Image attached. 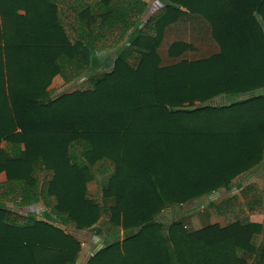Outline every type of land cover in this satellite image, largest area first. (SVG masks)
<instances>
[{"label": "trees", "instance_id": "obj_1", "mask_svg": "<svg viewBox=\"0 0 264 264\" xmlns=\"http://www.w3.org/2000/svg\"><path fill=\"white\" fill-rule=\"evenodd\" d=\"M147 8L0 0V264H76L85 244L67 228L102 239L86 264H264L263 224L244 217L195 229L158 219L264 162V0ZM191 16L207 24L218 52L162 66L165 30ZM191 48L174 42L167 53ZM54 79L85 88L52 97ZM98 167L111 170L100 201L87 190ZM38 171L51 177L41 183ZM235 187L241 206L259 211L252 187ZM234 201L205 210L226 218Z\"/></svg>", "mask_w": 264, "mask_h": 264}, {"label": "rangeland", "instance_id": "obj_2", "mask_svg": "<svg viewBox=\"0 0 264 264\" xmlns=\"http://www.w3.org/2000/svg\"><path fill=\"white\" fill-rule=\"evenodd\" d=\"M144 1L145 3L148 4V8H147V14H148V11L150 10L151 7V3L154 0H144ZM157 12H155V14ZM190 19L192 20V18ZM187 29H189L187 28V17L182 18L176 24H173L166 29L164 34L165 40L162 42L159 48V54H160L162 66H169L171 64L176 63L179 60V59H172L167 56L166 51L169 44L174 41L187 42V37L189 36H190L189 42L195 45V51L190 52L188 54L185 53L181 57V59L194 60L212 54L210 49V43H212L211 42L212 39L210 37L209 32L207 31L205 35L203 28H200V26H198L196 29V27L193 26V23H191L190 25L189 33ZM197 37H201V39L204 41L202 43H198L196 40ZM106 53L107 51L99 53L98 57L104 58L103 56ZM113 58H114L113 56H109L105 61L101 60V67L96 70L97 73L100 74L105 70H107L108 69L107 65L111 64ZM131 63H135L134 59L131 60ZM83 88H85V86L83 87V85L80 82L77 83L75 81L70 85L64 87L61 86L60 82L58 83L54 79L52 84L49 86L48 91H50V95L52 97H57L59 95L72 93L77 89H83ZM110 173L111 170L109 169L103 173L99 168V171L96 174V180L89 183L87 186L89 195L95 198L97 201L101 200L100 190L101 187L106 183V180L109 178ZM37 177L41 181V183H43L49 180L51 174L45 171H38ZM245 177L246 176H240L239 178L234 180L228 190L221 189L217 192L210 194L209 196H206L192 203H187L177 207H168L159 214L158 219L164 225H169L173 221L183 220L187 228L193 227L195 229L213 223H216L221 227H224L227 223H230L235 219H241L244 217H246L248 221L252 223H260L264 225V162L260 166V168L256 170V172H254L252 175L247 176V178ZM239 181L242 182V187L244 188L252 187L253 191H255V193L253 192L252 193L256 196L259 195L262 198V206L260 207L259 211L252 214L248 211V209H246V205L241 206L240 203L243 202V200H241L240 197L241 189L237 190V188L235 187V185H237ZM228 198H233L234 200L237 201V202L234 201V206H235L234 214L228 215L226 218H224L223 216H220L216 212H214V210H209V211L205 210V207L209 202H212L214 204H219L221 201L226 200ZM7 206L11 207L12 205L9 203ZM236 216L239 218H236ZM105 221H106L105 216H103L99 224L101 225ZM66 232L74 236L82 244H85V247L82 249L81 255L76 264H86V261L88 260L89 256L94 255V252L96 251L94 247H96V244H99L102 241V239L98 237H94L88 231H74L71 228H67ZM259 240H260L259 242H262L264 240V232L262 235H260Z\"/></svg>", "mask_w": 264, "mask_h": 264}, {"label": "crops", "instance_id": "obj_3", "mask_svg": "<svg viewBox=\"0 0 264 264\" xmlns=\"http://www.w3.org/2000/svg\"><path fill=\"white\" fill-rule=\"evenodd\" d=\"M18 14L19 15H23L24 14V12L23 11H18ZM190 18H192V20L190 19ZM190 18H187V28H189V29H187L188 30V33L190 32V25H191V23H193V26H195L196 27V29H197V27L198 26H200V28H203V30H204V32H205V35H206V33H207V31L209 32V34H210V29H209V27L207 26V24L205 23V22H203L202 21V19H200V18H198V17H193V16H191ZM176 24V23H175ZM166 31V30H165ZM203 32V33H204ZM165 34V33H164ZM190 37V36H189ZM189 37H187V42L186 41H174V42H183V43H186V44H188L189 46H191L192 48L190 49V50H188L187 52H184L182 55H181V57L185 54V53H190V52H193V51H195V45H193L191 42H189ZM210 37H211V35H210ZM212 39V38H211ZM165 40V37L163 36V39H162V42ZM197 42L198 43H202L204 40H202L201 39V37H197ZM162 42H161V44H162ZM174 42H172V43H174ZM212 43H210V49H211V52H212V54H209L208 56H203V58H197V59H194V60H198V59H204V58H208V57H210L211 55H214V54H216L217 52H218V47H217V45H216V43L212 40L211 41ZM214 42V43H213ZM172 43H170L169 44V46L172 44ZM161 46V45H160ZM169 46L167 47V51H168V48H169ZM160 48V47H159ZM159 51V50H158ZM167 51H166V54H167V56H168V53H167ZM159 56H160V54H159ZM169 57V56H168ZM181 57L180 58H172V59H181ZM170 58V57H169ZM188 61H193V60H188ZM102 243V241L99 243V244H96V247H94V249H98L99 247H100V244Z\"/></svg>", "mask_w": 264, "mask_h": 264}]
</instances>
